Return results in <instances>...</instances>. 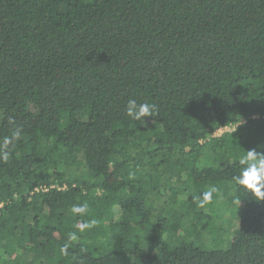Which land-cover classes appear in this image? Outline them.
I'll use <instances>...</instances> for the list:
<instances>
[{"label": "trees", "instance_id": "obj_1", "mask_svg": "<svg viewBox=\"0 0 264 264\" xmlns=\"http://www.w3.org/2000/svg\"><path fill=\"white\" fill-rule=\"evenodd\" d=\"M0 264H264V0H0Z\"/></svg>", "mask_w": 264, "mask_h": 264}, {"label": "rangeland", "instance_id": "obj_2", "mask_svg": "<svg viewBox=\"0 0 264 264\" xmlns=\"http://www.w3.org/2000/svg\"><path fill=\"white\" fill-rule=\"evenodd\" d=\"M226 131H230V128H227V127H224V128H221L219 129L218 131H216L213 135L214 136H219L221 135L222 133L226 132ZM225 223L221 220V224L220 226H222L223 228L225 227L224 225Z\"/></svg>", "mask_w": 264, "mask_h": 264}]
</instances>
